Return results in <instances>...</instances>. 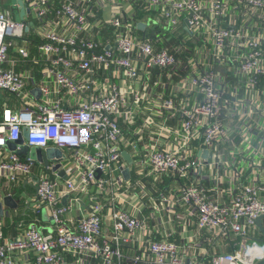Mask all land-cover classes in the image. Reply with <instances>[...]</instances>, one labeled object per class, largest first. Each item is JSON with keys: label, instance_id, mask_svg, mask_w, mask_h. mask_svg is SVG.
Wrapping results in <instances>:
<instances>
[{"label": "built area", "instance_id": "obj_1", "mask_svg": "<svg viewBox=\"0 0 264 264\" xmlns=\"http://www.w3.org/2000/svg\"><path fill=\"white\" fill-rule=\"evenodd\" d=\"M22 1V15V6L12 0L0 8V91L15 97L12 106L0 111V190L22 180L34 184L28 202L43 206L52 229L46 232L35 223L18 221L16 234L9 237L0 221V264H122V246L127 245H139L128 264H254L264 258V241L251 236L255 219L264 216V181L231 187L223 186L217 175L209 184L199 180L206 159L192 153L196 128H202L200 152L228 141L222 75L213 64L187 77L189 86L201 93L191 107L171 98L160 101L181 115L174 146L165 145L170 135L165 123L171 115L160 122L146 119L155 131L139 167L147 166L145 174L154 182L171 174L177 181L176 196L149 191L141 176H124V132L118 122L128 96H140L125 80L159 68L183 67L177 52L185 43L158 45L150 34L159 26L176 38L210 41L218 62L229 57L227 49L244 50L236 55L235 74L254 87L264 75V0ZM228 1L243 6V26L235 25L234 15L222 26ZM139 13L144 17L138 18ZM254 20L260 23L258 32L250 31ZM139 22L145 23L144 29L138 28ZM35 65L43 73L39 82ZM190 65L197 64L192 59ZM99 70L113 80L99 84ZM35 85L41 93L38 99L32 95ZM24 129V144L57 147L63 153L60 161L45 165L9 149L7 141L17 140ZM177 205L194 217L198 229L225 238L233 235L237 245L200 259L188 257L190 245L171 239L166 230L152 238L149 220L158 215L163 223L166 211ZM78 206L79 213L72 216Z\"/></svg>", "mask_w": 264, "mask_h": 264}, {"label": "crops", "instance_id": "obj_2", "mask_svg": "<svg viewBox=\"0 0 264 264\" xmlns=\"http://www.w3.org/2000/svg\"><path fill=\"white\" fill-rule=\"evenodd\" d=\"M242 8L243 6H237L234 1H228V10L222 26H228L229 20L233 21V15L235 16L233 21L235 25L243 26L246 18L243 16ZM259 26L260 23L254 20L250 31L258 32ZM150 29L153 30L152 25ZM141 32L143 33V30ZM182 35L186 36V34ZM150 37L157 38L158 45L170 47L183 41L185 46L177 52V57L183 67L159 68L148 74L140 73L134 80L124 81L128 87L140 95L138 98H134L130 94L128 96L129 103L121 105L118 116V122L124 132V140L121 143V161L129 171L128 177L141 176L149 191L157 193V191L163 190L168 195L176 196L177 181L171 174L164 175L154 182L150 176L145 174L147 166L139 167L143 165L140 161L147 156L148 143L155 131L154 126L147 123L146 119L149 116L155 122H160L163 118H168V115H171L165 123L170 134L165 145L174 146L179 140L181 115L179 110L169 111L163 108L160 101L162 98H171L175 102L191 107L200 100L201 93L196 88L189 86L187 77L194 70H201L213 64L215 70L222 75L220 86L223 89V99L226 102L224 121L228 127V141L216 144L210 152H206V149L200 152L202 128H196L197 134L192 140L194 146L192 153L194 155L201 153L206 159L201 169L203 175L199 176V180L204 184H209L212 177L217 175L221 177L223 186L231 187L238 185L241 181L254 183L264 181V75L259 76L254 87L248 86L244 78L237 77L235 69L239 64V59L236 55L245 54L242 49H227L226 54H229V57L218 62L211 55L212 44L204 38L193 39L188 36L176 38L163 26H159V29L156 28ZM192 59L196 62V67L190 65ZM262 65L264 66V59ZM33 73L39 82L43 75L41 66L35 65ZM95 76L98 78L99 84H102L105 78L113 80L112 77H107L100 70ZM45 77L50 78L49 75H45ZM40 94L39 87L35 85L32 89L33 97L38 99ZM14 103L15 97L12 94L0 91V111L4 105L12 106ZM123 152L129 155L130 162L125 159ZM219 155L223 156L225 161L220 160ZM140 170L142 172L139 174ZM61 176H65V174L63 173ZM0 191L2 193L0 201L5 195L10 194L17 203L14 208L3 206L0 221H3L6 236L11 237L16 234L18 221H22L24 224L35 223L43 231H51L52 222L43 206L38 208L31 206L28 202V199L35 194L34 184L22 180L18 184L6 185ZM62 202L65 203L66 199ZM78 213L79 206L73 208L71 215L76 217ZM104 213V223L109 228L108 209H105ZM163 219L164 222L159 223L157 215L149 220L150 224L154 226L150 236L160 238L162 230L170 232L171 239L185 246L190 245L188 257L208 259L214 253L232 251L238 243V238L233 235L225 238L215 236L213 232L205 228L198 229L194 217L186 214L180 205L167 210ZM251 230V236H256L264 241V216L261 218V226L255 223V227ZM122 250L125 253L122 264H128V258L139 250V245L136 248L129 245L122 246Z\"/></svg>", "mask_w": 264, "mask_h": 264}, {"label": "water", "instance_id": "obj_3", "mask_svg": "<svg viewBox=\"0 0 264 264\" xmlns=\"http://www.w3.org/2000/svg\"><path fill=\"white\" fill-rule=\"evenodd\" d=\"M17 2L19 5H21V12L20 14H23V1L22 0H12V2ZM138 28L140 29H144L145 28V23L143 22H139L138 23ZM27 135V130L24 129L21 136L15 140V141H7V145L9 149H14L15 152L17 154H19L22 157H27L29 156L33 161H43L45 165H47L49 163V160L52 159H57L60 161V159L63 156L62 151L57 148V147H48L45 149H42L40 147H29L28 145L24 144L23 142V137H26ZM123 156L125 157V159H127L128 162L131 161L129 155L126 152H123ZM60 165L59 162L56 163L54 169H56L58 166ZM128 169L126 168L124 170V176L127 178L128 177ZM60 175H63V172H60ZM64 200V199H63ZM8 206L10 208H14L17 203L15 202V200L13 199V197L8 194L5 195L2 199V201H0V215L3 213V206ZM261 218L262 216H258L255 219V223L258 226H261ZM254 264H264V258L258 260L257 262H255Z\"/></svg>", "mask_w": 264, "mask_h": 264}, {"label": "rangeland", "instance_id": "obj_4", "mask_svg": "<svg viewBox=\"0 0 264 264\" xmlns=\"http://www.w3.org/2000/svg\"><path fill=\"white\" fill-rule=\"evenodd\" d=\"M8 1L9 0H0V8L6 7L8 5Z\"/></svg>", "mask_w": 264, "mask_h": 264}, {"label": "trees", "instance_id": "obj_5", "mask_svg": "<svg viewBox=\"0 0 264 264\" xmlns=\"http://www.w3.org/2000/svg\"><path fill=\"white\" fill-rule=\"evenodd\" d=\"M137 17H138V18H143L144 15H142L141 13H139Z\"/></svg>", "mask_w": 264, "mask_h": 264}]
</instances>
